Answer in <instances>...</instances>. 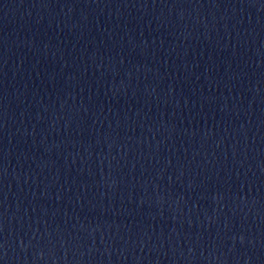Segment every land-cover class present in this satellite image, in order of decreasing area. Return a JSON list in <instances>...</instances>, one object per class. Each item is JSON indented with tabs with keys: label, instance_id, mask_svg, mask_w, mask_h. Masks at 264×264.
Wrapping results in <instances>:
<instances>
[{
	"label": "water",
	"instance_id": "1",
	"mask_svg": "<svg viewBox=\"0 0 264 264\" xmlns=\"http://www.w3.org/2000/svg\"><path fill=\"white\" fill-rule=\"evenodd\" d=\"M0 264H264V0H0Z\"/></svg>",
	"mask_w": 264,
	"mask_h": 264
}]
</instances>
